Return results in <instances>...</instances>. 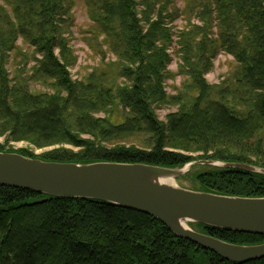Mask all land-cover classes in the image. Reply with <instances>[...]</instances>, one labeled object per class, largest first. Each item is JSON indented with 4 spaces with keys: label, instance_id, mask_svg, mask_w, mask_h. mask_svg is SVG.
I'll return each instance as SVG.
<instances>
[{
    "label": "trees",
    "instance_id": "obj_1",
    "mask_svg": "<svg viewBox=\"0 0 264 264\" xmlns=\"http://www.w3.org/2000/svg\"><path fill=\"white\" fill-rule=\"evenodd\" d=\"M84 3L89 34L102 37L116 63L75 81L69 74L73 0H0V137L38 150L59 148L34 156L0 146L1 153L54 163L175 169L201 160L264 169V0H186V12L200 24L176 34L184 81L175 96L165 89L174 43L169 0ZM18 39L32 49L35 64L28 77L22 71L9 78L6 66ZM218 53L236 65L211 86L204 76ZM30 82L50 93L31 91ZM162 107L176 111L161 121L156 111ZM205 168L195 178L198 191L264 198V176ZM190 226L232 245L264 244L263 236ZM0 264L235 263L140 213L0 187Z\"/></svg>",
    "mask_w": 264,
    "mask_h": 264
},
{
    "label": "water",
    "instance_id": "obj_2",
    "mask_svg": "<svg viewBox=\"0 0 264 264\" xmlns=\"http://www.w3.org/2000/svg\"><path fill=\"white\" fill-rule=\"evenodd\" d=\"M192 166L264 176V169L239 163L195 161L168 169L142 164L54 163L0 152V187L49 198L99 201L149 216L175 237L235 264L264 259V244L232 245L190 225L264 237V198L223 196L175 186Z\"/></svg>",
    "mask_w": 264,
    "mask_h": 264
},
{
    "label": "rangeland",
    "instance_id": "obj_3",
    "mask_svg": "<svg viewBox=\"0 0 264 264\" xmlns=\"http://www.w3.org/2000/svg\"><path fill=\"white\" fill-rule=\"evenodd\" d=\"M169 5V9L173 11L171 27L174 33V43L168 51L171 62L167 69L171 77L165 82V89L168 95L175 96L177 94V90H180L181 84L184 81L181 76H178V65L180 62L176 54V34L187 29V25L189 24L199 25L200 23L195 20V16H189L186 12V0H169ZM184 10L186 12V16L183 14ZM71 16L72 27L70 28L71 35L69 37V47L71 48L72 55L75 58V64L69 68V74L72 80L80 81L86 78L89 74L98 70L102 67V65L116 63V58L103 44L101 36H92L89 34L92 22L88 17L84 0H73ZM85 41H87V43ZM16 50V53L11 55V59L6 66L9 78H12L14 73L16 74L17 72L22 71L25 73L24 76L26 75L28 77L30 75L28 72L35 64L32 60H30V56L33 53L32 49L23 43L21 39H18L16 42ZM23 56H26L28 61L24 59L22 60L21 57ZM36 58L39 57L36 56ZM235 65L236 64L231 56L224 53H218L212 60V68L204 76L206 83L211 86L221 84L228 78L230 72L235 68ZM29 85L31 91L50 93L48 90L44 91L41 83L30 82ZM175 111L176 108L173 107H162L156 111V115L159 120L163 121L169 113H173ZM0 146L5 150H11L13 152L25 150L34 156H39L41 154L59 149L58 147H51L38 150L33 148L28 143L7 142L5 137H0ZM62 149L72 151L73 153L77 152V149L70 146H63ZM191 157L196 160L201 156L191 155ZM207 169L208 168H205V166H192L182 178L175 180L173 184L187 190L198 191L199 187L195 178L198 174L205 172Z\"/></svg>",
    "mask_w": 264,
    "mask_h": 264
}]
</instances>
